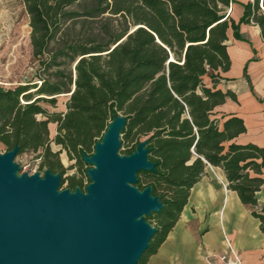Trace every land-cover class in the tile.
<instances>
[{
    "label": "trees",
    "instance_id": "1",
    "mask_svg": "<svg viewBox=\"0 0 264 264\" xmlns=\"http://www.w3.org/2000/svg\"><path fill=\"white\" fill-rule=\"evenodd\" d=\"M78 1L22 0L32 57L47 55L41 61L44 74L51 66L56 71L53 82L40 77L39 84L0 88L5 153L17 147L15 157L37 154L41 170L61 177V151L75 166L86 165L84 157L94 155L108 124L123 118L120 147L122 142L131 147L122 154L130 156L145 144L153 166L136 174L134 187L149 189L161 205L146 218L154 232L136 264H144L164 242L208 166L223 172L227 188L249 208L264 235V208L256 197L264 184V148L238 143L246 132L243 121L215 111L227 98L236 100L234 93L219 87L228 80L221 74L230 67L227 31L240 39V25L253 22L264 39L260 0L243 5L237 23L226 15L232 0H98L89 11L67 10ZM104 15L106 22L97 33L77 42L63 39L68 23ZM112 17L120 19V29H111ZM130 28L136 29L129 33ZM60 94L67 97L64 112L50 113L38 104L54 103ZM49 123L56 125L52 138ZM51 143L60 150L52 152ZM77 187L80 181L70 178L69 189Z\"/></svg>",
    "mask_w": 264,
    "mask_h": 264
},
{
    "label": "water",
    "instance_id": "2",
    "mask_svg": "<svg viewBox=\"0 0 264 264\" xmlns=\"http://www.w3.org/2000/svg\"><path fill=\"white\" fill-rule=\"evenodd\" d=\"M113 123L95 146V155L84 157L93 166L86 174V194L58 193L60 177L48 171L43 178L17 177V147L0 156V264L139 261L154 232L139 219L158 212L161 205L149 189L131 187L138 172L153 170L145 144L120 157L124 119Z\"/></svg>",
    "mask_w": 264,
    "mask_h": 264
},
{
    "label": "crops",
    "instance_id": "3",
    "mask_svg": "<svg viewBox=\"0 0 264 264\" xmlns=\"http://www.w3.org/2000/svg\"><path fill=\"white\" fill-rule=\"evenodd\" d=\"M248 2L252 0H232L228 16L237 23ZM239 35L235 39L232 30L227 31L230 67L221 74L228 80L219 85L234 93L236 100L227 98L215 111L243 121L246 132L237 138L238 143L264 148V39L251 22L240 25ZM256 197L264 208V184ZM259 225L227 188L223 172L208 166L191 188L176 224L144 264H204L206 257L227 251L225 239L238 252L241 264H264V235Z\"/></svg>",
    "mask_w": 264,
    "mask_h": 264
},
{
    "label": "rangeland",
    "instance_id": "4",
    "mask_svg": "<svg viewBox=\"0 0 264 264\" xmlns=\"http://www.w3.org/2000/svg\"><path fill=\"white\" fill-rule=\"evenodd\" d=\"M98 0H80L77 3L70 6L67 10L70 12L82 13L89 11L97 6ZM260 4V2H259ZM258 7L260 9V6ZM260 11H262L260 9ZM107 15L97 18L79 17L74 21L67 24V30L63 35V39L69 42H77L83 40L88 35L97 33L100 26L106 22ZM110 27L112 30H118L119 18H109ZM130 28L129 31H131ZM56 46L51 44L50 50H54ZM48 60V56H44L42 59H34L32 57V47L30 44V28L29 18L27 16L24 4L22 0H0V88H12L18 84H28L40 82V77H47L51 82L54 81L53 74L56 71V67L51 66L44 74V65L41 61ZM58 62V61H57ZM73 66H71V69ZM66 94L56 95L54 103L47 101H40L38 104L46 109L48 112L61 113L65 110V102L67 100ZM45 98H50L45 96ZM22 103H26L22 101ZM41 119V117H37ZM113 122L108 124V129L113 126ZM56 125L54 123L48 124L49 137L52 138L55 134ZM131 145V144H130ZM122 142L118 155L120 157H128L122 154L131 146ZM52 152H58L60 147L50 144ZM5 154V148L0 144V156ZM95 155V153H94ZM59 162L65 169L64 175L60 177V182L57 188V192L67 191L70 194H86V188L90 184V180L85 177L87 171L93 168V166L86 164L80 167L75 166L74 161H70L64 151H61L58 155ZM13 164L16 166L14 174L17 177L23 175H36L39 178H43L46 171L39 168V159L37 154L24 153L14 158ZM72 167H69L71 166ZM75 178L80 181V187L71 191L69 189L70 178ZM143 180V177H139ZM134 187V184L131 185ZM136 189V188H135ZM139 191L138 189H136ZM140 192V191H139ZM147 217H141L139 220L144 222L149 228L153 227L146 221Z\"/></svg>",
    "mask_w": 264,
    "mask_h": 264
},
{
    "label": "built area",
    "instance_id": "5",
    "mask_svg": "<svg viewBox=\"0 0 264 264\" xmlns=\"http://www.w3.org/2000/svg\"><path fill=\"white\" fill-rule=\"evenodd\" d=\"M259 6H260V9L264 11L261 0H260ZM229 12H230V8L228 7L226 10L227 16ZM224 241H225L227 251L220 255H213V256L206 257L204 259V264H241V260H240L238 252L231 246V244L229 243L227 239H225Z\"/></svg>",
    "mask_w": 264,
    "mask_h": 264
}]
</instances>
